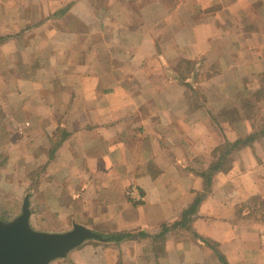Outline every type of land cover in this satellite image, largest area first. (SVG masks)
Segmentation results:
<instances>
[{"label": "crops", "instance_id": "1", "mask_svg": "<svg viewBox=\"0 0 264 264\" xmlns=\"http://www.w3.org/2000/svg\"><path fill=\"white\" fill-rule=\"evenodd\" d=\"M216 1L204 0L202 9ZM231 5L199 21L192 12L180 25L181 7L159 0L141 7L134 23L125 0H0V126L17 149L38 148L41 157L64 137L45 179L58 186L48 192L57 208L42 204L49 188L37 193L32 207L44 210L31 209L33 228L61 232L75 214L90 226L80 207L106 231L132 233L120 243L88 241L51 264H222L185 227L169 228L164 244L154 235L205 192L199 172L219 160L216 150L256 133L242 102L262 89L264 10L252 18L259 32L238 18L234 38L244 59L234 62L222 44ZM181 58L226 61L199 84L202 102L187 100L172 71ZM231 158L215 173L192 230L219 243L231 264H264V222L243 218L244 204L264 199V141ZM72 182L90 185L79 197L64 191ZM71 201L78 206H66Z\"/></svg>", "mask_w": 264, "mask_h": 264}, {"label": "rangeland", "instance_id": "2", "mask_svg": "<svg viewBox=\"0 0 264 264\" xmlns=\"http://www.w3.org/2000/svg\"><path fill=\"white\" fill-rule=\"evenodd\" d=\"M104 0H98L99 4L102 5ZM126 1V8H129V12L127 9V14L131 16L132 22L138 20L139 10H141V7L149 3V0H125ZM160 2L167 5V7L174 8L177 4L178 7L180 6L181 9L179 13L176 16L177 21H175V24H182L185 22V16L188 15L187 19H190L191 13L193 12L194 21H199L203 17L204 18H210L214 16L215 12L220 8L221 4L227 5L228 3H232V11L228 12V16L226 18L228 19V24L223 26V29H227V31H224L225 39L223 40L222 44H224V49L226 52V55L232 56L230 58L231 61L237 62L242 61L244 59V56L241 54L239 56L240 48L237 44H240L239 41H235L234 36L239 33L235 29V26L240 22L242 23V26L246 29L252 28V31L259 32L257 30L261 29V27H257L255 23L253 22V17L255 16V13H260L264 10V0H219L216 1L213 6L210 7V9L203 10L202 9V2L204 0H159ZM233 2L234 5H233ZM239 4H236L238 3ZM236 6H239L237 8ZM179 7V8H180ZM178 8V9H179ZM242 8V9H241ZM244 8H246L244 10ZM126 11V10H125ZM166 12V11H163ZM224 16V17H225ZM239 18V20H238ZM174 25H172L171 28H173ZM163 29H166L163 28ZM107 35L110 34L106 33ZM258 36V35H257ZM164 41V40H163ZM162 41V42H163ZM235 41V42H234ZM160 47V43H159ZM215 58V57H214ZM216 59V58H215ZM188 60V59H187ZM200 61V60H199ZM217 62H219L217 60ZM179 62H175L171 65L172 69L175 67ZM226 61H220L221 67H216V73H219L222 68L226 67L227 64H225ZM211 71V68H210ZM263 74V73H262ZM250 78L246 79L245 83H250L248 80ZM261 80L262 89H258L257 91H253V96H247L245 97L247 100H244L242 103L244 106L247 104L249 108L246 107L244 111L248 115H252V117H255V120H253L256 128V132H262L261 134H256L258 136V139L256 141H264V75L259 76L257 78ZM247 85V84H246ZM258 102V103H257ZM250 110V111H249ZM227 113L233 114V110H226L225 114ZM7 127V126H6ZM8 128H1L0 126V218L5 221H9L17 217L22 212V206L24 203V199L27 194H31V209L33 208V211L37 213V211H40L42 208L41 203L40 205H33L32 207V198L39 192H42L44 188H49L47 192L48 202H43L42 204H50L47 206V208H54L56 209V198L53 197V199H49L50 195H48V192H51L52 194L56 193L57 185H51L49 187L48 182H45V179L49 177V170L48 166L51 163V160L54 159L55 153L54 148L56 142H58L59 139L62 138H56V140L51 142V146L48 150V156L45 154L41 157V154L37 152L38 148L34 150V147L28 148V153L26 151H20L15 147V145L11 144L12 139L11 136L8 134ZM8 134V135H7ZM19 141L24 142V136H19ZM11 142V143H10ZM229 141H227L223 146H227ZM43 154V153H42ZM28 157H32L33 161H26ZM49 158V160H48ZM68 171V170H67ZM74 176L70 178L69 182L74 180ZM53 181V179H52ZM90 184L87 186L77 184L75 182L67 183L64 186V191L67 192L70 189H73L77 192L79 197L83 195L85 190L89 187ZM60 188V187H59ZM53 196V195H52ZM56 196V195H55ZM252 199H261L264 202V199L261 197H254ZM249 200L250 201H252ZM36 201V199H34ZM34 201V203H35ZM55 201V202H54ZM37 202V201H36ZM257 202V200H256ZM71 204L69 202H66V206H75V202L71 201ZM250 207H253V204H248ZM78 206V203L76 204ZM75 206V207H76ZM254 207H264V203L260 204L259 206ZM262 214H264V208ZM42 210V211H43ZM248 212L246 215H253L252 211L250 209H247ZM250 210V211H249ZM67 211V210H66ZM79 214L81 215V219L84 218V221H87L93 230H96L98 232L106 231L104 228V225L102 226L100 223L94 222L92 218L89 219L88 217V211H85L84 209L81 211V208L78 207ZM58 215V213H57ZM80 218V217H79ZM79 218L75 215L73 217L68 218L70 219V223H68L67 229L61 230L67 231L73 228L74 223H79ZM261 222V221H260ZM35 226L37 223H34ZM81 224V223H79ZM46 226H40L39 228L41 231H45L43 229ZM38 228V229H39ZM48 232V231H47ZM110 232V231H107Z\"/></svg>", "mask_w": 264, "mask_h": 264}, {"label": "trees", "instance_id": "3", "mask_svg": "<svg viewBox=\"0 0 264 264\" xmlns=\"http://www.w3.org/2000/svg\"><path fill=\"white\" fill-rule=\"evenodd\" d=\"M160 51V49H159ZM178 64L173 67L172 71L177 79V81L186 87L188 96L187 100H199L202 102V98L206 97V93L201 90V84L202 82L212 78L214 75H216V67H221V64L217 61H213L207 64H204V60H187L184 58H181L178 60ZM211 68V71H210ZM215 69V70H213ZM262 132H256L252 135H249L245 138L238 139L235 142H228L227 146H221L219 149L216 150V152L219 151L220 158L219 160L215 161L214 164H212L209 169L199 172V175L203 178L205 183V192L198 193L194 202L189 206L188 209L185 210L183 213L182 219L179 221H176L170 226H163L161 233L158 235H154V238L157 242H160L161 244L165 243V235L166 232L169 230V228H177V227H185L191 232V235L195 240H197L199 243L203 245H208L211 247L215 253L218 256V259L221 261L222 264H231L225 254H223L220 250V245L217 242H214L210 239H207L200 234H197L195 231L192 230L191 222L193 219V216L197 213L199 206L201 203L205 200L207 197V194L211 192L212 185H213V177L215 173H217L220 170H226L227 166L230 164L232 158L231 156L234 155V151H239L245 146L253 145V143L258 139V136L256 134H261ZM64 139V137L62 138ZM59 144H55L54 153H56V150L58 149ZM221 151V152H220ZM257 200V202H256ZM253 204V207H250L248 204ZM263 200L261 199H252V201L248 202L247 204H244L243 209H250L253 213V215H246L243 217L244 219H250L253 221H261L264 222V214H262L264 207H254L259 206L260 204H263ZM249 210V211H250ZM248 211V210H244ZM96 231V230H95ZM98 232V231H96ZM102 234L105 241H115L117 243L122 242L125 239H128L129 237H132V233L128 231H116V232H99ZM140 235L142 237H145L146 234L141 232ZM161 247V246H160Z\"/></svg>", "mask_w": 264, "mask_h": 264}, {"label": "water", "instance_id": "4", "mask_svg": "<svg viewBox=\"0 0 264 264\" xmlns=\"http://www.w3.org/2000/svg\"><path fill=\"white\" fill-rule=\"evenodd\" d=\"M31 194H27L20 215L0 218V264H51L91 240L105 241L91 227L74 223L63 232H44L31 224Z\"/></svg>", "mask_w": 264, "mask_h": 264}]
</instances>
